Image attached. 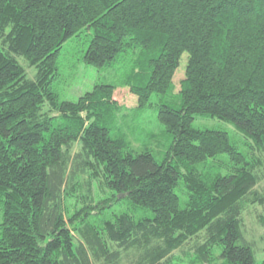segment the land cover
<instances>
[{"label":"trees","instance_id":"16d2710c","mask_svg":"<svg viewBox=\"0 0 264 264\" xmlns=\"http://www.w3.org/2000/svg\"><path fill=\"white\" fill-rule=\"evenodd\" d=\"M85 29L93 30L89 66L142 50L123 79L139 109L173 90L189 55L179 102L158 105L172 138L162 161L130 151L121 131L113 138V85L77 102L54 91L58 55ZM0 42V264H119L131 250L136 264H171L203 232L192 247L197 264H264L242 232L260 182L254 150L264 152V0H0ZM16 57L37 69L35 80ZM196 117L233 124L250 157L227 132L194 129ZM76 143L71 179L89 170L112 193L108 202L129 203L130 212L94 223L89 195V206L70 213L63 200ZM221 156L233 164L226 173Z\"/></svg>","mask_w":264,"mask_h":264},{"label":"rangeland","instance_id":"374dc122","mask_svg":"<svg viewBox=\"0 0 264 264\" xmlns=\"http://www.w3.org/2000/svg\"><path fill=\"white\" fill-rule=\"evenodd\" d=\"M92 38L93 30L85 29L62 47L58 55V74L53 84L54 91L61 101L77 102L87 93L92 92L96 85H113L115 87L114 99L119 106L112 127L113 138H116L118 132L121 131L130 143V151L141 153L150 150L157 160L162 161L172 144V138L159 120L158 105L164 101L171 102L173 99L179 102L177 96L181 90V81L185 79L189 55L185 53L181 57L180 65L173 79V90L164 97L154 94L151 97L149 107L143 110L139 109L138 97L132 94L123 82L125 75L132 69L134 60L140 56L142 50L131 51L112 67L98 69L84 62V56ZM0 46H3L2 42H0ZM16 59L25 69L27 77L35 80L37 69L32 67L24 57H16ZM49 109L48 104H46L44 111L48 112ZM192 126L197 130L227 132L239 151L246 155L249 154L250 157L251 154L246 145L248 142L246 136L233 124L217 118L196 117ZM254 151V155L259 158L261 163V167L257 170L260 182L254 189V195H250L245 202L248 204L242 212V232L246 240L253 246L256 262L262 263L264 261V152ZM80 152L81 144L76 143L70 153L71 161L68 168L67 191L65 193L67 195L63 200L70 213L74 214L76 211L89 206V203H91L89 195L93 203L92 206L95 207L89 218L94 223L98 219H109L113 214L130 212L132 207L129 203L121 205L108 202V199L112 197V193L103 191L100 187V181L95 179L89 170L79 169L75 173L77 177L71 179L75 164L79 161L75 156ZM218 160L224 162L223 173H226L233 165L227 156H221ZM176 192L181 199V205L184 207L188 196L182 182H180ZM136 216L139 218L142 213H138ZM205 236V232H203L181 250L176 251L171 259V264H197L192 247L197 242L204 243ZM138 256L139 253L135 250L123 252L119 264H136Z\"/></svg>","mask_w":264,"mask_h":264}]
</instances>
